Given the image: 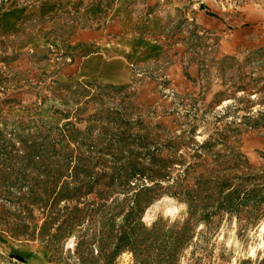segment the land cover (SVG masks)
Listing matches in <instances>:
<instances>
[{"label":"rangeland","instance_id":"1","mask_svg":"<svg viewBox=\"0 0 264 264\" xmlns=\"http://www.w3.org/2000/svg\"><path fill=\"white\" fill-rule=\"evenodd\" d=\"M217 1L264 9V0ZM120 7L146 29L148 0H0V264H93V236L117 233L136 198L132 218L146 226L188 221L175 264L264 258V39L254 33L252 45L218 55L192 11L178 8L165 13L171 41L200 64L183 90L155 74L162 67L138 68L130 85L62 79L74 33ZM145 76L158 77L161 99L142 98ZM231 191L241 198L219 208ZM112 264L138 263L123 250Z\"/></svg>","mask_w":264,"mask_h":264},{"label":"crops","instance_id":"2","mask_svg":"<svg viewBox=\"0 0 264 264\" xmlns=\"http://www.w3.org/2000/svg\"><path fill=\"white\" fill-rule=\"evenodd\" d=\"M148 5L153 12L141 22H146V29L134 28V11L126 7L118 8L116 15L105 23L78 29L72 46L65 52L68 61L59 76L130 85L137 79L138 68L152 67L156 71L162 67V72L155 74L163 77L171 90H183L191 78L199 75L200 64L183 40L171 41L174 31L166 24L165 13L170 10L176 15L178 8L181 13L192 11L199 32L211 36L218 55L232 54L252 45L254 33L260 35L259 41L264 39V9L253 2L244 3L241 11L226 8L217 0H148ZM252 20L257 23L251 24ZM142 82L139 88L142 98L161 99L157 76H145Z\"/></svg>","mask_w":264,"mask_h":264},{"label":"trees","instance_id":"3","mask_svg":"<svg viewBox=\"0 0 264 264\" xmlns=\"http://www.w3.org/2000/svg\"><path fill=\"white\" fill-rule=\"evenodd\" d=\"M31 156H41V154L31 153ZM224 182H222L223 184ZM227 185V184H224ZM69 182H64L62 190H60L59 198H68L72 196L69 189H73ZM255 189L248 190V201L253 199L257 201L260 195ZM216 197V196H214ZM241 198V192H229L225 199L216 198L219 208H231L232 205ZM241 200L246 201L243 196ZM140 201L136 198L134 204L125 213L123 223L117 233L109 231L105 236L103 234L93 236L94 240L98 241L97 248L91 249L92 263L101 261L100 264H112L116 256L123 250H130L136 256L138 264H175L176 255L184 244L191 240V234H187L188 221L184 223L183 228L179 230L164 229L155 222L152 226H146L140 217L133 219L132 216L138 212V203ZM253 211H256V203L253 204ZM68 221V219L66 220ZM65 223V222H64ZM63 224L60 225V228ZM97 236H99L97 238ZM109 243V246L107 245ZM112 243V245H110ZM75 249L78 256L84 259L81 251V241L77 243ZM96 250V254H94ZM252 260H244L241 264H252ZM254 264H264V258L254 262Z\"/></svg>","mask_w":264,"mask_h":264}]
</instances>
